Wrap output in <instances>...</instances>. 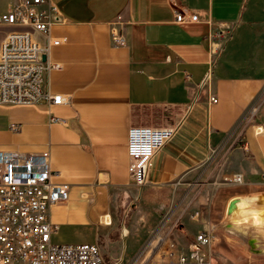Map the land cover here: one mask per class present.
Instances as JSON below:
<instances>
[{
  "label": "crops",
  "instance_id": "1",
  "mask_svg": "<svg viewBox=\"0 0 264 264\" xmlns=\"http://www.w3.org/2000/svg\"><path fill=\"white\" fill-rule=\"evenodd\" d=\"M51 1L50 34L28 30L43 48L62 41L43 57L61 65L48 87L67 103L0 105V150L48 151L54 182L70 185L51 211L54 241L142 264L170 216L179 249L216 225L211 264H264V0ZM177 11L199 21L178 23ZM15 29L0 26V47ZM133 126L176 130L143 187L128 173Z\"/></svg>",
  "mask_w": 264,
  "mask_h": 264
},
{
  "label": "built area",
  "instance_id": "2",
  "mask_svg": "<svg viewBox=\"0 0 264 264\" xmlns=\"http://www.w3.org/2000/svg\"><path fill=\"white\" fill-rule=\"evenodd\" d=\"M59 21V10L51 0H13L8 10L0 14V26L16 28L0 47V105L28 106L45 102L59 106L67 103L62 94L53 93L48 87L50 74L61 69V65L43 60L44 54L62 41L49 40L43 48L28 30L49 35ZM176 21L187 23L199 19L197 15L177 11ZM231 33L230 27L223 26L213 32L212 39L219 46ZM111 35L116 45H126L121 31L115 29ZM210 101L217 103L218 99L212 96ZM255 113L253 109L247 115ZM11 127L19 128L16 124ZM175 134L173 128L131 127L128 173L134 185L149 184L158 156ZM59 176L61 174L51 168L48 151L0 150V264H109L97 244H59L54 241L58 226L51 221V211L66 201L70 192V185L54 182ZM233 181L241 183L243 178L237 175ZM169 218L167 216L154 235L160 239L156 248L161 263L211 264V253L217 242L216 225L202 230L195 243L185 250L170 240L175 225H170L166 235H159L162 229L169 227Z\"/></svg>",
  "mask_w": 264,
  "mask_h": 264
},
{
  "label": "rangeland",
  "instance_id": "3",
  "mask_svg": "<svg viewBox=\"0 0 264 264\" xmlns=\"http://www.w3.org/2000/svg\"><path fill=\"white\" fill-rule=\"evenodd\" d=\"M13 0H0V12L5 11L8 6L12 3ZM1 14V13H0ZM263 95H264V90H263ZM165 219H167V216H165L162 221L157 225L156 229H154L151 234H150V239L155 235L156 231L159 230V227L163 224V222L165 221ZM172 224V222L170 221L168 223V225L170 226ZM88 233V232H87ZM86 234V233H85ZM160 236L164 235L161 233H159ZM149 239V240H150ZM147 249V248H146ZM145 249V250H146ZM147 252H149L148 257L146 258L145 264H162L161 263V258L159 256V252H158V248L156 249H152V247H148V249L146 250Z\"/></svg>",
  "mask_w": 264,
  "mask_h": 264
},
{
  "label": "bare ground",
  "instance_id": "4",
  "mask_svg": "<svg viewBox=\"0 0 264 264\" xmlns=\"http://www.w3.org/2000/svg\"><path fill=\"white\" fill-rule=\"evenodd\" d=\"M104 221L106 223H110V217L107 216ZM160 243V239L156 236H153L149 242V245L152 246L154 249L158 246V244Z\"/></svg>",
  "mask_w": 264,
  "mask_h": 264
},
{
  "label": "water",
  "instance_id": "5",
  "mask_svg": "<svg viewBox=\"0 0 264 264\" xmlns=\"http://www.w3.org/2000/svg\"><path fill=\"white\" fill-rule=\"evenodd\" d=\"M43 60H45V57H43Z\"/></svg>",
  "mask_w": 264,
  "mask_h": 264
}]
</instances>
